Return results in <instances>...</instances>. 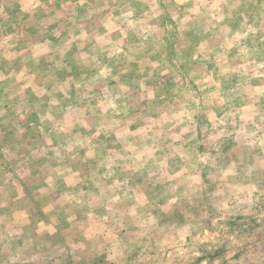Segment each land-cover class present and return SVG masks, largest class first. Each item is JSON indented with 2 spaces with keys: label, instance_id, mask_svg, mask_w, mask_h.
Returning <instances> with one entry per match:
<instances>
[{
  "label": "rangeland",
  "instance_id": "1",
  "mask_svg": "<svg viewBox=\"0 0 264 264\" xmlns=\"http://www.w3.org/2000/svg\"><path fill=\"white\" fill-rule=\"evenodd\" d=\"M0 264H264V0H0Z\"/></svg>",
  "mask_w": 264,
  "mask_h": 264
},
{
  "label": "trees",
  "instance_id": "2",
  "mask_svg": "<svg viewBox=\"0 0 264 264\" xmlns=\"http://www.w3.org/2000/svg\"><path fill=\"white\" fill-rule=\"evenodd\" d=\"M15 103L20 104V101L17 100V102H15ZM20 107H21V105H20ZM20 107H19V110H20ZM13 113H14V112H13ZM17 123H20V121H17Z\"/></svg>",
  "mask_w": 264,
  "mask_h": 264
}]
</instances>
